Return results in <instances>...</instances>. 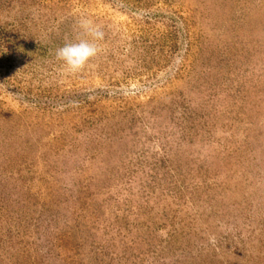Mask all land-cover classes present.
Segmentation results:
<instances>
[{"label":"rangeland","instance_id":"374dc122","mask_svg":"<svg viewBox=\"0 0 264 264\" xmlns=\"http://www.w3.org/2000/svg\"><path fill=\"white\" fill-rule=\"evenodd\" d=\"M0 264H264V0H0Z\"/></svg>","mask_w":264,"mask_h":264},{"label":"clouds","instance_id":"9594fccd","mask_svg":"<svg viewBox=\"0 0 264 264\" xmlns=\"http://www.w3.org/2000/svg\"><path fill=\"white\" fill-rule=\"evenodd\" d=\"M83 36L75 41L65 42L58 47L55 57L62 63L67 74H77L84 71L101 51L99 41L104 38L99 26H93L90 20L82 19L79 24Z\"/></svg>","mask_w":264,"mask_h":264}]
</instances>
